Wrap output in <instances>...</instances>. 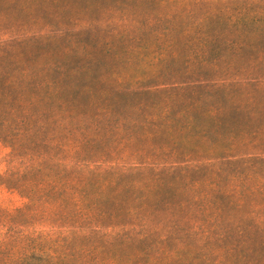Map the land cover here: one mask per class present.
I'll return each instance as SVG.
<instances>
[{
    "label": "rangeland",
    "instance_id": "374dc122",
    "mask_svg": "<svg viewBox=\"0 0 264 264\" xmlns=\"http://www.w3.org/2000/svg\"><path fill=\"white\" fill-rule=\"evenodd\" d=\"M239 2L0 0V264H264V30L205 17Z\"/></svg>",
    "mask_w": 264,
    "mask_h": 264
},
{
    "label": "trees",
    "instance_id": "16d2710c",
    "mask_svg": "<svg viewBox=\"0 0 264 264\" xmlns=\"http://www.w3.org/2000/svg\"><path fill=\"white\" fill-rule=\"evenodd\" d=\"M255 7L260 11L247 3L225 4L214 7L205 17L217 18V25L229 29L228 34L220 37L224 46L238 45L245 41L246 35L264 30V6Z\"/></svg>",
    "mask_w": 264,
    "mask_h": 264
}]
</instances>
